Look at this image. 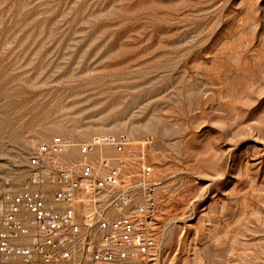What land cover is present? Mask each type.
Instances as JSON below:
<instances>
[{
	"label": "rangeland",
	"instance_id": "rangeland-1",
	"mask_svg": "<svg viewBox=\"0 0 264 264\" xmlns=\"http://www.w3.org/2000/svg\"><path fill=\"white\" fill-rule=\"evenodd\" d=\"M113 133L153 137L155 264H264V0H0V183Z\"/></svg>",
	"mask_w": 264,
	"mask_h": 264
},
{
	"label": "built area",
	"instance_id": "built-area-1",
	"mask_svg": "<svg viewBox=\"0 0 264 264\" xmlns=\"http://www.w3.org/2000/svg\"><path fill=\"white\" fill-rule=\"evenodd\" d=\"M153 146L124 133L39 143L29 178L0 183V264H155Z\"/></svg>",
	"mask_w": 264,
	"mask_h": 264
},
{
	"label": "bare ground",
	"instance_id": "bare-ground-1",
	"mask_svg": "<svg viewBox=\"0 0 264 264\" xmlns=\"http://www.w3.org/2000/svg\"><path fill=\"white\" fill-rule=\"evenodd\" d=\"M132 140V139H131ZM144 140V139H143ZM133 141V140H132ZM134 142V141H133ZM137 142H140V141H137ZM137 142H135V143H137ZM151 151V150H150ZM150 151H147V152H150ZM146 152V153H147ZM77 154H78V152H77ZM102 154H103V152H100L99 154H95V155H93V159H95V160H97V161H99L100 160V158H102ZM81 158L83 159V160H86L85 159V157L84 156H81ZM80 158V156H79V154H78V157H77V160H79V159H81ZM68 159L69 160H75L76 158H75V156L73 155V153H72V151H71V153H69L68 154ZM81 159V160H82ZM148 159V158H147ZM92 160V159H91ZM93 161V160H92ZM96 161V162H97ZM94 162V161H93ZM152 170H153V166H152ZM153 173V172H152ZM153 176V175H152ZM81 213H83L82 211H81ZM154 225V223L152 224V226ZM152 233H153V230L151 231ZM154 238V237H153ZM155 239V238H154ZM155 242H156V240H155ZM156 245H158L157 244V242H156Z\"/></svg>",
	"mask_w": 264,
	"mask_h": 264
}]
</instances>
